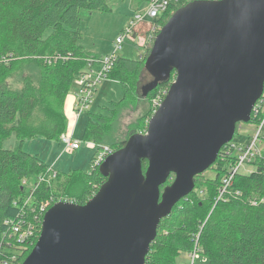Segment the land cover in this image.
<instances>
[{
    "label": "water",
    "instance_id": "1",
    "mask_svg": "<svg viewBox=\"0 0 264 264\" xmlns=\"http://www.w3.org/2000/svg\"><path fill=\"white\" fill-rule=\"evenodd\" d=\"M145 70L152 76L145 96L176 74L146 132L105 159L106 181L86 204L56 202L47 210L22 264H146L161 221L195 190L196 176L216 163L238 125L252 120L264 92V0L178 8Z\"/></svg>",
    "mask_w": 264,
    "mask_h": 264
},
{
    "label": "trees",
    "instance_id": "2",
    "mask_svg": "<svg viewBox=\"0 0 264 264\" xmlns=\"http://www.w3.org/2000/svg\"><path fill=\"white\" fill-rule=\"evenodd\" d=\"M115 1L0 0V243L7 245L8 220L23 217L38 226L31 243L10 250V254L17 257L14 264H22L39 239L45 214L41 213V207L46 206L48 210L60 201L84 205L106 181L99 168L89 174L80 170L61 174L38 154L26 152L24 144L36 138L60 141L62 135L68 133L69 120L64 108L71 85L76 77L87 71L91 60L99 59L90 57L80 43L81 12H109ZM176 9L171 4L156 25H165ZM146 57L143 60L121 57L115 60L107 76L122 85L124 97L116 103L114 117L89 114L84 141L92 142L96 147L109 145L112 151L125 145L128 139L119 144L114 142L106 127L112 125L123 106L138 100L136 84L145 68ZM17 69L18 79L23 82L21 88L5 83L7 76ZM175 75L173 72L169 80L159 83L147 96L142 90V95L151 102L132 134L147 130L154 114L152 99L168 92ZM252 123L260 122L254 120ZM13 134L18 138L19 146L4 148L5 140ZM228 146L230 144L222 148L213 165L217 172L215 178L204 179V183L200 180L202 174L195 178L196 188L201 186L207 190L204 197H200L195 189L161 221L146 264H177L180 255L194 251L193 235L197 233H200V254L209 264H264V202L259 200L264 198V160L259 158L254 163L257 172L239 174L227 201L220 200L216 204L226 172L221 157ZM147 168L148 161L145 160L144 172ZM52 171L56 172L55 177ZM32 178L36 180L28 198L26 185ZM173 178L166 185L172 183Z\"/></svg>",
    "mask_w": 264,
    "mask_h": 264
},
{
    "label": "rangeland",
    "instance_id": "3",
    "mask_svg": "<svg viewBox=\"0 0 264 264\" xmlns=\"http://www.w3.org/2000/svg\"><path fill=\"white\" fill-rule=\"evenodd\" d=\"M192 1L196 0H171V4L173 7L180 8ZM149 6V0H117L112 3V10L109 12L98 11L90 13L89 11H82V22L80 27L82 40L80 43L84 46L85 50L88 51L90 57L99 58L97 60L112 57L113 55L123 59L143 60V58L149 56L155 42V38L150 39L152 38L149 34L151 29H149L148 26H143V28L140 29L141 33L138 37L136 36L135 40L125 38L120 48L115 47V42L121 36L123 30L127 27L129 19L136 13L145 12ZM163 26L164 25H162V27ZM141 56H143V58ZM93 67L94 70L102 69L104 67V63L97 62ZM18 70L19 69H17L14 74L7 76L5 83L8 84V86L14 88L22 87L23 82L18 79V74H16ZM81 76L82 75L74 79L69 93L70 96L73 95L77 98L76 95L80 93L81 89L77 80L80 79ZM151 81L152 76L145 70V68H143L139 78L137 79L138 85L136 84V87L138 88V100L135 101V104L133 101L126 106H123L119 114H117L118 116H116L115 120L112 122V125L106 127L107 131L110 132L109 137L111 136V140L114 142L119 144V142L129 139L132 132L137 130L136 127L139 124V119L142 116H145L151 102L149 98L142 95V90L143 87ZM123 97L124 91L122 85L114 79H109L107 76L106 79H103L97 84L92 97L89 99L90 103L88 104L89 108L87 111L79 118L75 119L73 137L80 143L79 150L67 149L66 146L61 143V140H49L44 138H36L26 141L24 144V150L31 154H38L42 160L61 174H68L75 170L83 171L86 174L91 173L93 171L92 160L94 156L98 154V148L94 145V143L83 140L85 127L89 122V114H99L107 118L114 117L116 113L114 112L116 110V103H119ZM154 100L152 99V107ZM64 109L66 111V104ZM73 114L75 113L72 105V117ZM259 131L261 138L259 146L261 147L264 143V126L261 127L260 124L252 122L241 123L238 126L237 132L232 140V144H235L239 148L246 146ZM19 144L18 138L15 134H13L9 139L5 140L3 146L6 149H15L19 146ZM102 146H107L112 149L109 145ZM257 171V167L255 168L254 165H247L242 169L243 174L249 175ZM216 174L217 172L212 166L202 174L203 176L200 177V180L204 183V179L215 178ZM35 180L36 178H32L27 182L26 186L28 189V198L31 193L30 189H32L35 185ZM195 189H197V193L200 197H204L201 196V192L207 191L205 187L201 186ZM253 198L257 197L254 196ZM259 200L260 202H264V198L263 200ZM176 262L177 264H192L193 259L190 258L189 254H182L176 259ZM195 264H209V262L203 255H200V257L195 261Z\"/></svg>",
    "mask_w": 264,
    "mask_h": 264
},
{
    "label": "built area",
    "instance_id": "4",
    "mask_svg": "<svg viewBox=\"0 0 264 264\" xmlns=\"http://www.w3.org/2000/svg\"><path fill=\"white\" fill-rule=\"evenodd\" d=\"M150 6L145 12L136 13L132 18L129 19L127 27L123 30L121 36L116 40L115 47L120 48L125 38L135 40L136 36L138 37L140 29L143 26H148L149 34L152 38H156L161 27L156 25V21L167 12L171 5V0H149ZM148 19V20H147ZM118 57L113 55L112 57H106L105 59L100 60H91L88 65L87 71H85L80 79L77 80V83L81 89L80 93L77 94L76 103L74 105L73 111L76 118H79L84 114L89 108L88 104L90 103V98L92 97L93 91H95L97 84L103 79L107 78L109 71L112 69V66L115 63V60ZM97 62H103L104 67L99 70H94V64ZM168 92L164 95L158 96L153 102L154 112L164 101ZM260 122L261 127L264 126V92L261 98L257 101L253 112L252 120ZM261 129V128H260ZM146 132V131H145ZM61 143L66 146L67 149L78 150L80 148V143L78 140L74 139L73 133H66L61 137ZM91 143V142H90ZM261 143L260 131L250 140V143L246 146L238 147L235 144L230 143L222 153L221 159L226 164V172L223 176L220 189L218 191V196L216 198V204L221 200H226L228 197L229 190L233 187L235 178L242 174V169L247 165H254L257 159L264 160L263 154V145L260 147ZM95 145V144H94ZM98 154H96L92 160V170L100 168L105 159L111 155L114 151L110 147L102 146L97 147ZM235 156L233 162L231 161L232 157ZM256 168V167H255ZM52 176H56V172L52 171ZM43 180V179H42ZM201 196L204 195V192L200 193ZM63 202V201H60ZM71 202V201H68ZM47 207H41V213H46ZM45 215V214H44ZM43 215V217H44ZM39 219V217H37ZM8 226L9 239L6 242L7 245L4 246L3 242L0 243V264H14L13 261L17 260V257L10 254V250H13L17 247L23 248L28 243H31L34 240L35 235L38 232V226L36 223L26 221L23 217H18L17 220H8L6 221ZM200 233L193 235V241L195 242V249L192 253L189 254L190 258L193 259V263L200 257V250L198 247ZM14 241H11V240Z\"/></svg>",
    "mask_w": 264,
    "mask_h": 264
},
{
    "label": "crops",
    "instance_id": "5",
    "mask_svg": "<svg viewBox=\"0 0 264 264\" xmlns=\"http://www.w3.org/2000/svg\"><path fill=\"white\" fill-rule=\"evenodd\" d=\"M75 103H76V98L73 95H71V96L69 95L67 100H66V115H67L68 120H69V122H68V134L73 133V126H74V122H75L76 117H75V114H73V117L71 116V106L73 105V108H74ZM68 104H69V107H68Z\"/></svg>",
    "mask_w": 264,
    "mask_h": 264
}]
</instances>
